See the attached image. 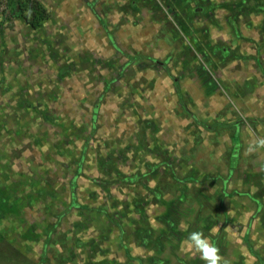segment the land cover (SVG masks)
I'll return each mask as SVG.
<instances>
[{
  "label": "rangeland",
  "instance_id": "rangeland-1",
  "mask_svg": "<svg viewBox=\"0 0 264 264\" xmlns=\"http://www.w3.org/2000/svg\"><path fill=\"white\" fill-rule=\"evenodd\" d=\"M250 129L264 0H0V264H264Z\"/></svg>",
  "mask_w": 264,
  "mask_h": 264
},
{
  "label": "clouds",
  "instance_id": "clouds-1",
  "mask_svg": "<svg viewBox=\"0 0 264 264\" xmlns=\"http://www.w3.org/2000/svg\"><path fill=\"white\" fill-rule=\"evenodd\" d=\"M254 139H252L245 148L246 153L253 154L264 149V137H255V134L249 130ZM187 230V226H184ZM182 250L188 254H198L204 264H230L220 254V249L207 238L202 231H192L182 242Z\"/></svg>",
  "mask_w": 264,
  "mask_h": 264
},
{
  "label": "crops",
  "instance_id": "crops-1",
  "mask_svg": "<svg viewBox=\"0 0 264 264\" xmlns=\"http://www.w3.org/2000/svg\"><path fill=\"white\" fill-rule=\"evenodd\" d=\"M178 98H179V95H178ZM178 101H180V98L178 99ZM181 108H182V107H181ZM190 114H192V113H189V112L186 113L185 116H184L183 118H185V119L188 118V119L191 120V119H192V116H191ZM193 117H194V121H196V115H195V114H194ZM194 121H193L192 124H194ZM234 125H235V126H234ZM234 125H233V127H235V129H236V133H235V134H237V130H238V128H239V123L236 122ZM220 126H221V125H220ZM223 126H224V125H223ZM223 126H221V128H224ZM236 139H237V138H236ZM225 148H226V147H225ZM223 150H224V149H223ZM236 154H237V153H236ZM245 192H247V191H245ZM260 208H262V207L260 206ZM238 210H239V208H238ZM261 211H262V210L260 209L259 211H256V213L261 212ZM240 214H243V213L240 212ZM216 218H217V217H216ZM253 219H255V216H254ZM260 221H261V220H260ZM210 222L212 223V221H210ZM253 225H255V224H253ZM248 236H249V235H248ZM249 239H250V238H248V243H249V246H251V245H253V244H252V240L250 239V240H251V241H250ZM252 247H253V246H252ZM249 251H250V250H249ZM255 253H257V254H259V255H261V256H263V254H264V252H262V250H259V249H258L257 251H255Z\"/></svg>",
  "mask_w": 264,
  "mask_h": 264
},
{
  "label": "trees",
  "instance_id": "trees-1",
  "mask_svg": "<svg viewBox=\"0 0 264 264\" xmlns=\"http://www.w3.org/2000/svg\"><path fill=\"white\" fill-rule=\"evenodd\" d=\"M27 21L28 22H30V23H33L34 24V22H32L31 20H30V18H27ZM207 86H208V88H209V92L210 93H213L215 90H216V88H217V83L215 82V80L213 79V78H210L209 80H208V83H207ZM198 122V121H197ZM201 126H204V124L202 123V125ZM217 127V126H216ZM217 131V130H216ZM140 143L142 144V145H144L143 144V140H141L140 141ZM134 178H137V177H134ZM126 179V178H125ZM218 193V192H217ZM57 244L56 243H54V246H56ZM44 260H46V259H44ZM45 262V261H44Z\"/></svg>",
  "mask_w": 264,
  "mask_h": 264
}]
</instances>
